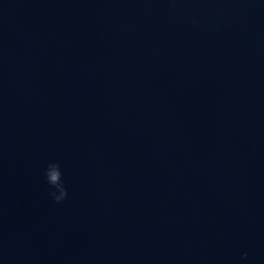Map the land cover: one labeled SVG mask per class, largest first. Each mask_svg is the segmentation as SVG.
I'll return each instance as SVG.
<instances>
[{
  "label": "water",
  "instance_id": "1",
  "mask_svg": "<svg viewBox=\"0 0 264 264\" xmlns=\"http://www.w3.org/2000/svg\"><path fill=\"white\" fill-rule=\"evenodd\" d=\"M0 264H264V0H0Z\"/></svg>",
  "mask_w": 264,
  "mask_h": 264
},
{
  "label": "clouds",
  "instance_id": "2",
  "mask_svg": "<svg viewBox=\"0 0 264 264\" xmlns=\"http://www.w3.org/2000/svg\"><path fill=\"white\" fill-rule=\"evenodd\" d=\"M45 179L48 185L55 191L51 192V196L54 198L56 203H60L66 199L68 193L62 181V172L59 163H48L45 169ZM57 193H59L57 195ZM245 254V259H246Z\"/></svg>",
  "mask_w": 264,
  "mask_h": 264
}]
</instances>
